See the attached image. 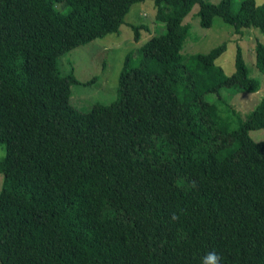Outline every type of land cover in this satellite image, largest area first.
<instances>
[{
    "label": "trees",
    "instance_id": "1",
    "mask_svg": "<svg viewBox=\"0 0 264 264\" xmlns=\"http://www.w3.org/2000/svg\"><path fill=\"white\" fill-rule=\"evenodd\" d=\"M146 1L165 33L136 66L125 56L115 101L78 109L71 86L97 77L63 76L58 59L118 33ZM196 5L203 29L219 17L238 37L264 34L255 0L237 13L230 0H0V264H202L213 252L264 264V140L250 137L264 129V97L229 129L221 92L260 83L239 45L230 76L215 65L225 42L182 55ZM131 29L135 41L150 31ZM254 53L264 74V44Z\"/></svg>",
    "mask_w": 264,
    "mask_h": 264
},
{
    "label": "rangeland",
    "instance_id": "2",
    "mask_svg": "<svg viewBox=\"0 0 264 264\" xmlns=\"http://www.w3.org/2000/svg\"><path fill=\"white\" fill-rule=\"evenodd\" d=\"M206 1L216 4L221 0ZM242 1L230 0L231 9L234 13L239 11ZM255 1L258 4L264 3V0ZM197 12L198 6L196 5L184 19L185 24L190 27V31L182 55L189 57L198 53L205 54L225 42L227 49L217 59L215 65L221 67L225 75L230 76L234 72L236 47L239 45L242 48L249 76L260 83L259 91L253 94L226 89L221 92L222 102H217L215 96L208 97L211 102L216 101L220 111H222L221 117L228 123L229 129H238L239 124L245 120L264 97V74L255 67L254 53L256 41L264 44V34L251 28L244 29L238 37L234 34L233 28L225 24L219 17L214 19L211 28L203 29L200 27ZM63 13H65L64 10ZM155 13L154 4L151 1L135 4L125 17L124 24L118 33L107 35L103 39H97L85 46L75 48L58 59V69L63 76L68 75L73 69L75 76L82 83L97 77V81L89 85L71 86V103L73 105L82 111H88L95 103L110 104L116 100L118 76L125 56L133 52L132 65L133 67L136 66V51L152 36L165 33L164 25L156 22ZM132 25H148L150 31H141L139 41H135L131 29ZM227 103L232 107L231 110L227 108ZM250 137L255 142L263 141L264 129L250 132ZM3 156L4 149L0 145V160ZM1 184L2 176L0 175V189Z\"/></svg>",
    "mask_w": 264,
    "mask_h": 264
},
{
    "label": "clouds",
    "instance_id": "3",
    "mask_svg": "<svg viewBox=\"0 0 264 264\" xmlns=\"http://www.w3.org/2000/svg\"><path fill=\"white\" fill-rule=\"evenodd\" d=\"M202 264H218L217 255L214 252L208 253L202 261Z\"/></svg>",
    "mask_w": 264,
    "mask_h": 264
}]
</instances>
